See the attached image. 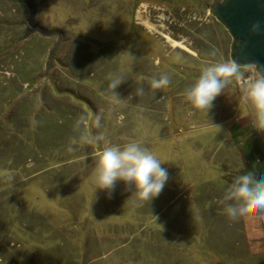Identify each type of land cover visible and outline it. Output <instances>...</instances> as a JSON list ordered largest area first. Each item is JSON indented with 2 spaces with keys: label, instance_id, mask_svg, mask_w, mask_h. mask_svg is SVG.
<instances>
[{
  "label": "rangeland",
  "instance_id": "obj_1",
  "mask_svg": "<svg viewBox=\"0 0 264 264\" xmlns=\"http://www.w3.org/2000/svg\"><path fill=\"white\" fill-rule=\"evenodd\" d=\"M214 3L220 0H36V24L62 36L44 75L56 37L20 39L29 31L23 0H0L6 264H220L208 231L239 243L233 264H264V212L249 209L214 232L209 219L220 174L239 162L229 141H244L230 138L229 127H253L256 119L240 87L251 73L242 70L203 115L184 97L202 67L231 61V38L209 11ZM162 74L168 86L151 88ZM253 131L245 137L263 146L264 131ZM130 142L155 152L168 171L164 189L147 201L131 183L104 190L89 181L95 153Z\"/></svg>",
  "mask_w": 264,
  "mask_h": 264
},
{
  "label": "clouds",
  "instance_id": "obj_2",
  "mask_svg": "<svg viewBox=\"0 0 264 264\" xmlns=\"http://www.w3.org/2000/svg\"><path fill=\"white\" fill-rule=\"evenodd\" d=\"M259 28V24H253L250 32L256 33ZM242 70L251 73L241 82L240 87L243 98L255 112L254 130L264 131V67L255 63L241 65L233 60L202 67L199 75L186 88L185 100L192 109L202 115L207 113L227 84L241 81ZM120 82L119 77L114 78L108 84V88L115 89ZM168 84L169 78L165 74L150 81L153 89L165 88ZM95 155L96 164L89 181L97 189L109 190L117 181H123L135 186L140 201H147L157 197L168 180V171L161 166L162 158L136 142L127 143L123 147L115 145L104 147ZM223 201L234 202L224 209V214L229 220H236L249 209L264 212V173L253 170L234 177L227 187ZM0 264H6V261L0 258Z\"/></svg>",
  "mask_w": 264,
  "mask_h": 264
},
{
  "label": "water",
  "instance_id": "obj_3",
  "mask_svg": "<svg viewBox=\"0 0 264 264\" xmlns=\"http://www.w3.org/2000/svg\"><path fill=\"white\" fill-rule=\"evenodd\" d=\"M27 9L26 24L29 31L20 39L37 34L43 38L56 37L48 53L45 74L50 68L52 57L60 45L61 33L45 31L35 22L36 0H23ZM210 14L226 30L231 38L229 57L238 64L255 63L264 67V0H226L209 6ZM253 24H259L256 33L250 32Z\"/></svg>",
  "mask_w": 264,
  "mask_h": 264
},
{
  "label": "crops",
  "instance_id": "obj_4",
  "mask_svg": "<svg viewBox=\"0 0 264 264\" xmlns=\"http://www.w3.org/2000/svg\"><path fill=\"white\" fill-rule=\"evenodd\" d=\"M238 118H237V121L240 120V117H238ZM247 122H249V121L247 120ZM247 122H246V124L248 125ZM250 125L246 126V128L241 127V126L239 128H237V127L235 128L233 125H231L232 127H229L230 138H234L237 140L238 137L242 136L244 141H229V142H231L232 146H235V148H236L237 157L239 159L238 164L240 166L237 167L238 164H236L233 167V168H235V170L232 169L229 171V169H228L227 174H225V175L220 174V176L222 178L221 184L216 185L215 190L212 191V193H211L212 194L211 195V198H212L211 204L214 205V211L211 212V210H210L209 219H211L210 223L215 221L213 232H214V229L216 230V228H215L216 223L218 226H220L223 223V221H225L227 223V221L229 220L227 218V216L224 214V209H225L224 207L222 209L223 213L219 214L220 218H216V217H217V214L219 211L220 204L221 205L222 204L223 205L228 204V201H221L219 196L222 197L221 194L222 195L225 194L228 185L231 184L234 177H236L237 175L244 174L245 172H251L253 170H257V171L264 173V159H263V155H262L263 154L262 151L264 152V149H263L264 148V135H262V137L260 136V139L257 140L259 142L262 141L263 146L261 145V142L259 144L252 137L246 138L245 136L247 135V133L254 134L253 133L254 128L252 127V123H250ZM252 134H251V136H252ZM246 139H247V141H246ZM236 167H237V169H236ZM218 172H221V171H218ZM225 176H227V178H226L227 180L224 179ZM221 215H222V217H221ZM205 219L207 220V218H205ZM221 219H223V220H221ZM243 219H244V217H243ZM218 226H216V227H218ZM213 234H212V231L210 233L208 231V233L205 235V238H206L205 242L207 244H210L209 246H210V248H212L213 255L217 257V259L220 261V264H223L224 262H227L229 260L231 261L232 264L236 263V259H238V257L234 256V254H238L237 252L239 251L240 248L237 246L239 245V243H236V242L234 243L233 241L230 242V240L226 239L225 237L223 239L222 236L218 235L216 232H214ZM234 245H236V247H237L236 251L233 250ZM240 251H241V253L244 252L243 250H240ZM243 256L244 255L239 254V258H242Z\"/></svg>",
  "mask_w": 264,
  "mask_h": 264
},
{
  "label": "bare ground",
  "instance_id": "obj_5",
  "mask_svg": "<svg viewBox=\"0 0 264 264\" xmlns=\"http://www.w3.org/2000/svg\"><path fill=\"white\" fill-rule=\"evenodd\" d=\"M143 23V22H142ZM146 27H149V25H147V23H143ZM150 28V27H149ZM172 44H174V42H172Z\"/></svg>",
  "mask_w": 264,
  "mask_h": 264
}]
</instances>
